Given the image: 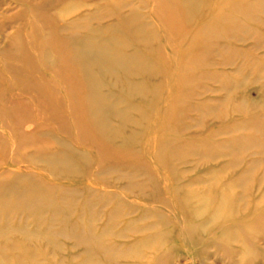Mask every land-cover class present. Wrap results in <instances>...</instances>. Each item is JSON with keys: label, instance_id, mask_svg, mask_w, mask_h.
<instances>
[{"label": "rangeland", "instance_id": "1", "mask_svg": "<svg viewBox=\"0 0 264 264\" xmlns=\"http://www.w3.org/2000/svg\"><path fill=\"white\" fill-rule=\"evenodd\" d=\"M240 1L244 4L240 5ZM263 9L264 0H204L188 20L179 0H0V227L20 226L30 231L46 228L63 247V255L59 256L63 257L62 263L69 264V258L81 254L76 236L87 224L95 234H102L109 222L113 231L104 234V242L125 249L136 237L151 233L128 231L122 224L126 219L139 218L143 225L150 220L160 222L157 217L163 214L168 216L166 221H173L166 228L172 235L163 244L142 248L140 258L119 256L111 262L95 247L96 264H264ZM132 17H138L145 30L153 29L157 35L158 47L153 55L164 63L169 75L168 95L175 103L169 111L161 109L157 128L145 135L144 143L121 150L103 140L90 122L85 107L87 84L75 45L83 37L111 35L114 27L124 26L123 21ZM202 49L208 51L201 52ZM226 50L229 52L225 53ZM174 77H180L179 83ZM159 106L160 100L156 102ZM244 119H252L249 126L254 124L253 127L234 134L236 127L232 126ZM111 120L116 119L112 116ZM255 125L260 128H254ZM226 127L229 128L225 130ZM243 136L253 138V142L241 143L239 148L235 142L232 157L216 159L211 156L212 150L204 146L212 148L219 142L236 141ZM158 140H171L168 148L180 140L183 144L191 143L194 150L191 155L184 153V161H165L178 170H194L182 179L194 181L192 177L200 174L201 178L195 181L201 182L209 170H226L214 174L219 182L213 178V182L192 188L214 182L221 186L233 184L232 191L208 187L207 195L216 198L220 191L228 195V200L234 196L229 211L234 219L231 220L236 221L232 230L240 235L238 240L224 239L219 232L212 231L213 227L207 231L208 242V238L199 237L196 239L203 241L191 244L183 235L179 240L176 232L183 227L176 219L190 217L188 213L182 214L181 207L169 195L176 182L164 171H158L154 186L148 183L144 191L124 186L125 177L137 183L153 177L150 172L155 162L145 143L152 146ZM60 142L76 153L88 155L90 165L85 173L75 177L60 175L46 164V156L62 148ZM255 142L261 147L254 146ZM221 150L225 155L230 153L228 149ZM198 151L207 152V156ZM231 160L235 162L233 167ZM248 168L252 174H243ZM11 186L17 193L41 190L58 209L72 199V218L81 222L72 229L65 227L64 232L57 222L44 227L33 209L11 204L15 195H5ZM90 189L93 190L89 195ZM112 194L117 197H111ZM89 198L109 201H91L90 206H85ZM129 202L137 207L126 215ZM115 207L125 211V216L110 214ZM187 207L190 209L189 204ZM143 214L147 216L145 221ZM228 225L232 227L231 223ZM120 231L121 237L113 235ZM8 236L10 240L24 239L25 247L34 244L38 264L56 263L53 256L57 245L51 248L50 243L38 237L27 239L15 231L4 235ZM4 237H0V245H6L5 253L21 252V259L29 264L31 253L24 252V245L18 249L12 242L6 243ZM12 260L9 259L10 264H14Z\"/></svg>", "mask_w": 264, "mask_h": 264}, {"label": "bare ground", "instance_id": "2", "mask_svg": "<svg viewBox=\"0 0 264 264\" xmlns=\"http://www.w3.org/2000/svg\"><path fill=\"white\" fill-rule=\"evenodd\" d=\"M179 1L181 6L184 8L188 20H190L191 16H193V14L197 10H199L202 3H204V0H179ZM218 1L220 0H217V2ZM248 2L249 1H247L246 3L249 4ZM239 4L240 5L244 4V2L241 3L240 1ZM247 4L246 7L248 8L250 4L248 6ZM244 7L243 9L245 11L246 8ZM262 11L264 12V9L261 10V14H263ZM212 15L214 16V14ZM252 18H254V16ZM223 19L224 18H222V20ZM235 19L236 20L238 19L237 16L235 17ZM123 22H124L123 24L124 26L118 27L117 29H115L114 27L113 28L114 30L111 35L108 36L103 35V36H98L96 38H92L88 36L83 37L78 43H76L75 49L77 51V56L78 59L80 60V64L82 65L83 77L87 84L88 96L86 98L85 107L86 110L89 111L88 115L90 117L89 119H91L90 122L93 128L98 132L97 134L103 140L111 143L114 147H117L118 149L121 150H125V149L130 150L132 149L133 145L144 143L145 135L148 134L149 132L152 133L153 130L157 128V124H158L157 119L159 120L161 118V113H162L161 109H163L165 112L169 111L170 106L175 102L174 99L169 98L168 95L169 92L171 94V91L169 84H167L168 83L167 79L169 75L167 74V71L164 68V63H162L161 60L155 58L153 55L155 52V48L158 47L155 42L157 35H154V30L153 29L145 30L141 26L142 24L138 17H132L131 19L124 20ZM227 25H229V23H227ZM231 26L233 25L231 24ZM228 29L229 28H227V30ZM203 51L206 53L208 50L205 51L202 49L201 52ZM228 52H229L228 50L225 51V53ZM193 57L194 55L192 52L191 60H193ZM203 59L204 56H201L200 60L203 61ZM256 63L258 64L259 62ZM179 79L180 77H177V79H175L174 77L176 83H179ZM156 80L157 82L155 83ZM158 100L161 101V106L156 107V102ZM158 108H159V114L157 115ZM112 116L113 119L116 120L112 121L111 120ZM251 122L252 119L251 120L247 119V121L246 120L242 122L240 121L238 124L236 125L234 124V126H232V128L236 127L235 129L233 128L234 129L233 131H235L234 134L238 133V131H242V129L245 128L251 129L254 125L253 124L249 126ZM229 127H226L225 130ZM128 128H132L133 129V130L131 129L132 132L129 130L130 133H128L127 131ZM254 128H260V126L256 127L255 125ZM251 137L243 136L239 139H236V141L231 139L223 143L219 142L216 145H214L212 148L207 147L206 145L204 146L205 149H210V151L212 150L211 156H213L216 159L224 156L232 157L235 151L233 144L237 142L236 148L238 147V145L242 147L241 145H243L244 142L247 143H249V141H251V143L253 142L252 141L253 138L251 139ZM180 141H177V143L173 144L171 148H168L172 143L171 140L170 141L158 140L155 141L156 143L153 144L152 146L148 145V143H145L148 153L151 152V157L154 159L155 162V165L153 166L150 172V174H153V177L149 178L146 181L144 180L138 183L131 180L127 181V178L125 177L124 186L130 190L141 189V191H144L146 184L149 183L154 186V182L157 181V179L155 178L156 176L159 175L158 171L160 172L164 171L168 173L167 176L173 177V181L176 182L173 188H171V190L168 191L169 195L171 196L172 200L181 207L182 214L186 215L188 213L190 217L189 220H186L185 218L183 220V218L181 217L177 218V216L175 215L177 218L176 220L179 222L177 223L183 227L182 230H178L176 232V236L178 239L183 235L184 239L190 242L191 244L197 243L199 241H203L201 240V238L203 237L208 238L206 237V235H208L207 231H209V229H212L213 227L212 231L214 233L219 232L220 235L224 237V239L230 241L238 240L240 235L238 234L237 231L232 230L234 229L233 226L236 223V221L235 223L234 221H232L234 219H232L233 216L230 215V211H229L230 210L229 206L232 205L230 204L231 203L230 201L233 200L232 198H234V196L231 197L230 200H228L229 199L228 195H226L225 192H220V191L219 194L220 193L221 194L216 198L207 195V192L209 191L208 187H210V189H216V188L218 189L220 187L221 188L224 187V189L228 191L233 190L232 183L228 184L226 182L227 184L221 186V184L218 183L219 181L215 179L216 177H214V174L216 172L223 173L226 170L208 169L209 171L207 172V177L203 178L201 182L195 181L196 178L197 179L201 178L200 174L197 175V177L195 175L192 177L194 181L182 179L183 177L181 176H183L185 173L193 172L194 170L182 171L180 169L178 170L173 163H169V164L165 163L167 158L173 159L174 162L176 160L184 161L186 159L185 158L186 156L184 155L185 152L186 155H191L192 150H194L193 147L191 146V143L183 144ZM192 144L196 145L195 143ZM60 145L62 147L60 150L55 151L53 153H49L46 156L45 159L46 164L60 175H68L69 177H75L85 173L86 169L90 165L88 155L84 153H76L73 150V148L68 146L66 143L60 142ZM254 146H260V145L258 142H255ZM221 149H228L230 150V153L228 155H225L223 154ZM241 149L242 148H240V150ZM252 149H256V148H252ZM198 153L199 155L201 154L203 156H207V152L203 153L198 151ZM256 162H258V160ZM234 163L235 162L231 160L230 165H232L233 167ZM250 172L251 171L248 168L247 170H245L243 174L246 175L247 173L248 175H250L252 174ZM240 174L242 173L240 172ZM232 175L233 174H231V176ZM213 178L215 179V182L216 181L218 182L210 183L208 186L205 185L204 187L199 186L201 188H197V189L192 188L199 184L202 185L204 183L207 184V182H213L214 181ZM248 180L250 179L248 178ZM92 190L93 189L88 190L89 195ZM71 191L72 194L76 195L75 191L73 190ZM41 192L42 191L40 190V193ZM40 193L38 192V190L25 191V192L19 191V193H17L16 190L13 188V186H11L9 187V192H5V195L7 196L15 195L14 199L11 201V204L14 205L24 204L30 207L31 209H33L34 212H36L35 213L36 219L44 223L43 224L44 227H48L52 222H57L59 224L60 230L62 229L61 231L64 232L65 227H67V229L69 228L72 229L75 224L81 222L79 221L80 219L72 218L73 216L72 199L70 201H66V204L63 208L58 209L56 208V206L53 205V201L50 196L42 195L43 192L41 194ZM111 197H117V195L112 194ZM124 198L121 199L124 200ZM98 200H102V199L89 198L88 201L87 200L85 201L84 205L90 206L91 201L93 202ZM102 201H109V199L105 198ZM188 204L190 205V209L187 207ZM128 207H129V211L126 213V215H128L131 212L130 210H133V208L136 209L137 205L134 202H129ZM48 210H49L48 215H46V212ZM109 213L116 216L119 215H123V217L125 216V211H122L121 209H119V207H115L113 211ZM145 218H147V216L143 214L142 219L144 221ZM166 218H168V216L162 214L157 217V219H160V222L150 220L148 222H145L143 225L139 224V222L141 221L139 218L126 219L122 224L126 227L128 231L134 233H140L143 232L144 230H148L151 233L136 237L130 243L125 245L126 247L125 249L116 248V245H107L104 242V234L113 231L111 230L112 225L109 224V222L105 224L104 227L105 229L103 230L104 233L102 234H95L92 231L91 225L87 224V227L82 231V233L76 236V239L81 244L80 245L81 254L78 256L76 255L74 258H69V264H96L98 260L96 261V259L93 257L95 247L101 250L102 254L100 255L106 258L107 261L109 262L113 261L115 258L119 256L129 257L131 259L132 258L136 259V257L140 258V256H142V252H141L142 248L152 247L153 245H161L163 244V242L166 241V239H168V237L172 235L170 231H166V228H169L170 223H173V221H171L170 219L166 221ZM230 223L232 224V227L228 225ZM11 231H15L22 235H25V238L27 239L38 237L39 239H42L46 243H50L51 248H53V246L55 248V245H57L58 247L55 248L56 250L54 251L55 256H53V259L57 258L55 264H59V263L66 264V261H63L62 263L63 257L59 258L60 255H63L62 245L56 242V240L52 236V233H50L49 230L47 231L46 228L44 230L30 231L20 226L11 227L5 225L0 227V237L2 236L4 237L6 233H9ZM194 233H200L202 236H198L199 234L195 236ZM114 234L117 237L122 236L121 231L118 234L117 232H114L113 235ZM199 237H201L200 240L196 239ZM209 239L210 238H208L205 242H208ZM12 240H10L9 236L4 237V241L6 243L12 242L13 244L12 243L11 244L17 246L18 249L22 248L23 247L22 245H24L23 247L24 252L26 253L29 251L31 253L30 255L31 258L29 259L28 263L38 264L37 258H35V256L37 255V248H35L34 244L30 243V245L25 247V245L27 244L24 239L23 240L12 239ZM30 242H32V240H30ZM5 246L6 245L4 244L0 245V264H10L9 259H13L12 261L14 264H26L21 259L24 258L21 252H19L16 255H8L5 253Z\"/></svg>", "mask_w": 264, "mask_h": 264}]
</instances>
